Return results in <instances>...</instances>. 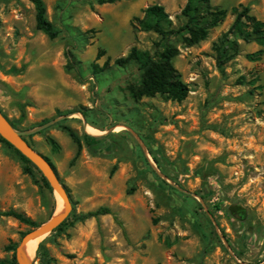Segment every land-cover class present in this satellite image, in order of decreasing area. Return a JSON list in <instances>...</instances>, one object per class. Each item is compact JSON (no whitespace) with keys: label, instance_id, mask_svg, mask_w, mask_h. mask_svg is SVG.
Returning a JSON list of instances; mask_svg holds the SVG:
<instances>
[{"label":"rangeland","instance_id":"rangeland-1","mask_svg":"<svg viewBox=\"0 0 264 264\" xmlns=\"http://www.w3.org/2000/svg\"><path fill=\"white\" fill-rule=\"evenodd\" d=\"M44 1L57 38L36 27L31 0H0V114L50 160L73 204L30 264H41V242L45 264H264V53L250 60L260 46L239 39L223 73L213 49L233 7L264 21V0H211L228 13L205 40H170L189 87L180 101L141 95L139 64L117 59L159 48L157 33L133 29L144 8L164 5L179 27L188 0ZM209 10L202 4L200 16ZM61 201L0 139V259L33 229L6 212L40 226ZM99 207L110 213L85 218Z\"/></svg>","mask_w":264,"mask_h":264},{"label":"trees","instance_id":"trees-1","mask_svg":"<svg viewBox=\"0 0 264 264\" xmlns=\"http://www.w3.org/2000/svg\"><path fill=\"white\" fill-rule=\"evenodd\" d=\"M31 1L35 7L36 27L50 38H57L60 35V30L48 17L45 1ZM119 1L122 0H95L99 5L112 4ZM210 2L211 0H188L185 7L182 9V15L186 18V22L179 27L173 25L169 12H167L164 5L159 3H154L144 8L143 16L134 17L132 26L135 32L153 31L160 37L159 48L155 53H152L148 49H141L137 46H133L126 56L117 59V63L121 65L129 61H134L139 64V68L142 72L141 95L148 96L160 93L176 101H180L186 97L189 87L188 84L183 81L181 73L174 66L173 60L178 53V49L170 40L182 37L191 45L205 40L210 33V29L221 24L228 13V11L223 8H211ZM202 4H206L210 9L207 17L200 16ZM231 12L234 15L233 23L229 29L213 43V49L217 56V65L223 73L225 72L226 63L239 53V39L246 42H256L260 46L257 51L247 54L250 60H258L264 53V21L251 13V8L248 5L240 4L235 6L231 9ZM21 111L20 120H23L25 117L23 105L21 106ZM64 128L77 144L78 153H80L82 149L81 137L69 126H65ZM0 139L15 150L20 159L25 163V169L28 173L35 175V173L38 172L40 174L44 188L48 189V191L53 194V188L41 171L1 135ZM85 139H91V136L85 135ZM28 142L30 143V141ZM51 143L54 147L58 146L54 139L51 140ZM107 213H110L109 208L99 207L97 210L89 211L85 218ZM5 214L15 217L31 228L39 226L36 221L16 210L11 209ZM65 223L66 220L51 233L61 229ZM17 246L18 244L12 246L14 250L12 260L0 259V264H18L15 256ZM37 256L41 260V264L50 263L52 261V258L47 254L46 246L43 242L39 245Z\"/></svg>","mask_w":264,"mask_h":264},{"label":"water","instance_id":"water-1","mask_svg":"<svg viewBox=\"0 0 264 264\" xmlns=\"http://www.w3.org/2000/svg\"><path fill=\"white\" fill-rule=\"evenodd\" d=\"M0 135L25 155L45 176L53 190H55L64 202V212L53 216L49 221L29 230L19 242L16 248V261L18 264H27L22 255L25 245L34 237H43L50 234L60 226L72 211V201L64 184L61 182L56 168L50 160L36 150L26 139L25 133L16 129L9 120L0 114ZM30 264V263H29Z\"/></svg>","mask_w":264,"mask_h":264},{"label":"bare ground","instance_id":"bare-ground-1","mask_svg":"<svg viewBox=\"0 0 264 264\" xmlns=\"http://www.w3.org/2000/svg\"><path fill=\"white\" fill-rule=\"evenodd\" d=\"M87 124H85L86 126ZM86 130L89 133H93V134H97L99 132V130L91 125H87L86 126ZM61 203H63V200L61 201ZM63 205V204H62ZM58 212V211H57ZM64 211L60 212L63 213ZM41 237H34L32 238L23 248L22 250V255L25 258L27 264H29L31 262V260L33 259V257L35 256L36 253V249L38 247V244L40 242Z\"/></svg>","mask_w":264,"mask_h":264}]
</instances>
